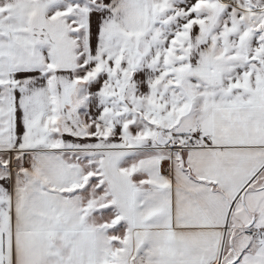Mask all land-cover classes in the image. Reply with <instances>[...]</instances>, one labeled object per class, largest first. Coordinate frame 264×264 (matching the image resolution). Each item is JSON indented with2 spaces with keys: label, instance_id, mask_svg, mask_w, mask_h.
<instances>
[{
  "label": "snow or ice",
  "instance_id": "1",
  "mask_svg": "<svg viewBox=\"0 0 264 264\" xmlns=\"http://www.w3.org/2000/svg\"><path fill=\"white\" fill-rule=\"evenodd\" d=\"M0 264H264V0H0Z\"/></svg>",
  "mask_w": 264,
  "mask_h": 264
}]
</instances>
